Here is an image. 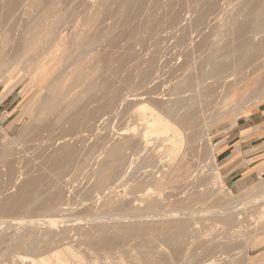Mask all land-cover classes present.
Here are the masks:
<instances>
[{"label":"bare ground","instance_id":"1","mask_svg":"<svg viewBox=\"0 0 264 264\" xmlns=\"http://www.w3.org/2000/svg\"><path fill=\"white\" fill-rule=\"evenodd\" d=\"M49 1L22 0L13 9L14 1L4 0L0 6V99L19 84L33 92L19 137H9L0 125V163L13 173L19 162L15 153L18 149L24 151L19 140L28 132L41 137L43 131L48 134L60 128L62 135L56 139L63 138L64 143L59 153L43 161L46 173L23 181L14 195L4 199L11 208L23 204L37 213L25 222L44 220L35 217L56 201L65 205L58 206L63 207L58 212L67 210L66 205L73 201L68 203L69 196L75 195L72 185L76 180L66 189L60 180L70 171L74 172L70 179H75L86 168L89 170L84 177H91L93 183L80 200L89 206L105 207L104 212L93 211L105 215V221H96L99 216H85L61 219L60 223L72 221L75 230L84 235V242L97 253L111 244H123L128 237H138L144 224L152 223L158 226L159 245L171 246L172 256L178 257L190 227L186 218L205 213L223 225L237 227L246 212L244 208L260 202L264 206V180L252 185L253 197L246 199L248 202L244 199V206L233 202L214 204L218 194L203 183L206 188L187 198L189 202L210 200L212 205L191 211L183 200H178L175 212L157 214L168 181L177 182L174 190L202 186L200 160L183 170L177 166L178 160H184L189 152L195 154L203 139L207 140L209 124L228 115L235 122L252 102L264 98V0H234L227 11L225 6L223 11L220 9L223 4L217 0H150L149 6H143L142 0L108 4L98 0L99 6L85 8L78 4L55 6ZM24 16L26 21H22ZM15 19V26L8 28ZM136 47L141 49L140 54ZM119 84L121 88L128 84L142 93L122 94L111 113L109 108ZM100 86L104 87L99 91ZM127 99L131 103L125 104ZM126 114L131 122L126 116L128 125L116 129L119 139L110 140V133L104 132L108 121ZM82 132L86 134L79 144L67 142V135L78 137ZM84 136L96 142L86 146ZM99 151L101 156L93 159ZM209 152L214 159L213 152ZM141 168L143 188L139 189L140 183L127 186ZM123 187L124 191L119 192L118 188ZM135 200L143 202V207H134ZM139 210L165 218L145 222L144 212ZM55 218L46 220L52 222ZM82 221H86L87 228L81 226ZM51 231L46 233L50 235ZM38 235L28 244L35 253L41 250L39 247L37 252L34 246ZM49 237L41 247L52 241ZM139 243L154 246L151 237ZM203 244L205 249L212 246ZM9 249L4 253L7 259L11 256ZM76 254L66 247L45 258L35 259L25 253L12 259L9 256V260L11 264H70L71 259L85 264ZM142 255L145 262H150L147 250Z\"/></svg>","mask_w":264,"mask_h":264},{"label":"rangeland","instance_id":"2","mask_svg":"<svg viewBox=\"0 0 264 264\" xmlns=\"http://www.w3.org/2000/svg\"><path fill=\"white\" fill-rule=\"evenodd\" d=\"M13 1L15 5L13 9H16L22 2V0ZM97 1L98 0H50L48 4L55 6L78 4L81 6V8H85L91 7L93 5L99 6ZM115 1L118 3L121 0H105V4H108L109 2L112 3ZM217 1L223 4L222 7L221 4H219L221 8L218 6L217 11L219 8L223 11L225 7L226 11L227 9L231 10L232 3L234 2V0H225V3H223L224 0ZM3 3L4 0H0V6ZM149 3L150 0H142L143 6H149ZM226 5H229L230 8ZM221 10L219 11L222 12ZM16 20L17 19L13 20L8 26V28L15 26ZM22 21H26V16H24ZM19 22H21V20H19ZM3 23H5V20L3 21ZM138 48L136 47V51L138 54H140V52L142 51L140 48V50H137ZM138 54L136 55L139 56ZM127 85L128 84H123L124 87L121 88L119 86H122V84H119L115 87V96L113 97V103L110 105L109 108V110H111V113H113V106L117 104L122 94L124 97V94L126 96V94L128 93H142V90H136L135 88V90H133V87ZM102 87L104 86H100L98 88L99 91L102 89ZM1 90L2 85H0V92ZM32 93L33 92H31V88L28 89L23 87V84H19L13 87L12 90L7 92L5 96L0 99V125L3 127L4 130L7 131L9 137H19L22 130V126L27 120V111L31 107L30 100L32 98ZM130 100L131 99L128 100L129 102L125 101V104L131 103ZM132 102H134V100ZM246 109L247 110L242 111L241 115L237 118L235 122H233L231 117L228 115L221 117L209 124V130H206L208 134V138H206L207 140L204 141L203 139L202 144L199 145L198 151L195 154L194 152H189V154H187L184 160H178L177 166L181 170H183L187 168L190 163L193 164V161H195L196 159L200 160L199 164L202 162L200 165L203 166V169L200 168L202 174L199 175L200 177H202L199 178L201 180L203 179V182H201L202 184H200L202 186H199L197 188H191L190 186H188L174 190L173 188L176 187L177 182L168 181L164 187V195H162L160 199L158 208L159 211L158 213L155 211V213L165 214L168 212H175V202L178 200H183L186 204L185 206H187V208L191 211L202 209L200 207L212 205L213 201L210 200H203L202 202H189V198H187L188 194H192L193 197H195L196 191H201L203 188L206 187H210L209 189L213 190V192L215 191V193L218 194L216 198L219 197V200L216 199V203L214 202V204L233 202V204L244 206L246 202L251 200V195L253 197L252 185L255 186L261 180H264V171H262L261 174L259 173L260 170L264 168V155L258 172L259 177L248 187L241 190L240 192H233L232 190H230L228 185H226L223 179V172L220 170V163L217 158V153L219 149L226 144L227 137L230 136L231 133L235 130L243 126L249 125L254 126L256 128L257 126H259L260 130L264 131V98L252 102ZM127 114L122 118L112 117V119L108 121V128H106V131L104 130V132L107 135L110 133L108 135L109 138H112L110 140L114 141L119 139L116 129L125 126V124L128 125V123H126ZM127 117V122H131V117ZM38 123H42V121H38ZM112 132H116V134L111 135ZM85 134V132H82L81 134H79L78 137L76 136V134H71L67 135L65 138L68 139L67 142L69 144H79L78 140L82 137V135ZM60 135H62V131L60 130V128H56L51 132H48V134L43 131L39 135L41 137H36L32 133L28 132L26 136H23V138L19 140V144L24 147V151L21 152L20 149H18V152H16L18 154L15 153L16 157H14L19 162L15 164L13 168V173L10 174L8 172V168L0 163V241L3 240V242L0 243V264H11V260H9L11 256L12 257L10 259L14 258V255L18 256L25 253L35 259H37L39 256L42 258L44 256L45 258L54 254L55 251H62V249L66 247L73 249L77 253L76 255L83 259L85 264H264V206H262L263 202H260V205L258 206H255L257 204H254V207L252 205L247 208H244L245 210H243L244 212H246L244 216V212L242 213L243 217L238 220L237 227L223 225L222 223L216 221L217 218H212L210 217V215H206L205 213V215L201 214L202 216H198L197 214H195L197 216L196 218H186L189 222L190 227L188 235L185 237L181 244V254L178 257L172 256L171 246H167L165 244L159 245L160 243L158 242V226L151 225L152 223H145V227L141 228L138 237H128L125 242L121 245L116 243L111 244V246L105 249H101L100 252L98 251V254L96 250H92L90 248V245L84 242V235L81 231L78 232L77 230H75V225L71 223L72 221H68L64 224L60 223L61 219H74L76 217L85 216H99L98 218H96V221H105V215L93 214V211L104 212L106 210L105 207H99L98 204L95 207H93L94 205L89 206L88 204H85V201L83 202V199L82 201L80 200V197H82L88 190H90L91 185L93 183V179L91 177L90 179L84 177V173H86L89 168L84 169L83 172L79 175L75 174L77 175L75 176V179H70V177L74 174L73 171H70L60 180L63 185H61L63 189H66L67 186L70 187L72 185L71 181L76 180L75 182L72 181V183L74 182L72 188H74L73 193L75 195H79H77V198L75 195H73L74 197L70 195L72 197L71 199L69 196L68 203L72 199L73 201L71 205H66L67 210L58 212L57 209L63 208L65 205H60L61 203L58 205V201H56V203L52 204L51 206H48L47 209H42V211L38 213V215L40 214V216L35 217L44 220L39 223L25 222L29 219V215H34L37 213L28 210L26 205L23 204L12 205L14 207L11 208V206H9L4 199L7 196L14 195L18 186L23 181L31 177L46 173L45 166L43 165L45 164V158L54 156L55 154L59 153L61 150L60 148H62L61 146L64 144L63 138L56 139V136ZM35 138H37L38 140H34ZM84 138L86 139V146H89L90 144L96 142V139H94L93 137L87 139V137L84 136ZM18 146L17 148H19ZM209 151H212L215 155L214 159L210 157ZM99 155L100 151L96 152L93 156V159H95V157L98 158L101 156ZM91 162L92 160L89 161V164ZM141 170L142 168L138 170V172L140 173L136 172L132 181L130 180L127 186L137 185L140 183L139 189L143 188L144 185H141L140 182L143 181V178L140 177V175L142 174ZM215 176H218L220 180L215 178ZM199 178L197 180L198 183H200ZM68 181H70V183ZM203 183H206L208 185L206 186V184L204 185ZM203 185L206 187H203ZM118 189L119 192L124 191V187ZM139 194L140 193H137L136 195ZM169 194H172L173 196ZM192 195L190 196L192 197ZM130 196L124 197H129L128 199H131L132 197ZM244 199L246 202L243 201ZM239 201L240 203H238ZM61 202H63V200H61ZM241 202H243L244 204ZM132 205L134 207L139 206L140 208H142L143 202L135 200L132 202ZM58 206L63 207L59 208ZM96 208H98V210H96ZM184 211H187V209ZM138 212H144L142 219L145 220V222L152 221L153 223H155L159 221V218L160 220L161 218H165H156L155 216H153L152 213H147L148 215H152V217L149 218L150 216H146L147 214L145 211L139 210ZM51 216L57 217L55 218L56 220L52 222L47 221L46 219H50ZM100 217H103V219ZM86 218L88 219L89 217ZM240 220L241 222H239ZM82 224L83 225L81 226L85 228L88 227L86 221H82ZM64 228H66V230H64ZM60 229L64 230V233ZM50 230H52L53 232L51 231L52 233L50 232L51 234L49 235V233H46V231L48 232ZM57 231L60 233L62 232L63 234L61 233L60 235L59 233L58 236ZM55 232L58 237H54L56 235ZM35 234H40L38 235V238L41 243L39 241H35L34 244V246L37 248V252L41 249V252L39 251V253H35L36 251H34V249H32V251L29 246L30 242H32V239H34L35 237L37 238ZM52 234H55L53 235L55 239L53 237L51 239ZM1 236H3V238ZM48 236H50L49 238L52 241H50L48 245H45L44 248L41 247L42 245L44 246L43 240H46V238L48 239ZM150 237L153 240V247H150V245L146 246L145 244L142 245L140 243V246H138L137 242L146 241V239ZM204 242L210 243L212 246H210L209 249H205L203 244ZM37 244L40 246H38ZM7 246L11 248L9 249V247ZM6 247L7 249H5ZM4 249L5 252L9 249L11 256L9 255L10 257L8 256V259L7 257H5ZM10 250H12V252ZM145 250L148 251L150 262H145L143 260L142 253ZM94 254H96V257L94 256ZM97 254L100 257H98ZM160 255L162 258L160 257ZM71 261L74 260L69 259L70 264H80L77 261H74V263Z\"/></svg>","mask_w":264,"mask_h":264},{"label":"crops","instance_id":"3","mask_svg":"<svg viewBox=\"0 0 264 264\" xmlns=\"http://www.w3.org/2000/svg\"><path fill=\"white\" fill-rule=\"evenodd\" d=\"M263 155L264 131L259 126H243L227 137L217 158L230 190L240 192L259 177Z\"/></svg>","mask_w":264,"mask_h":264}]
</instances>
